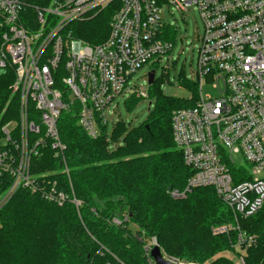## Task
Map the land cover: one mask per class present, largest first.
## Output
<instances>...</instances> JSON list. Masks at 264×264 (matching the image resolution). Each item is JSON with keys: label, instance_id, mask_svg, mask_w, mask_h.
I'll return each instance as SVG.
<instances>
[{"label": "built area", "instance_id": "built-area-1", "mask_svg": "<svg viewBox=\"0 0 264 264\" xmlns=\"http://www.w3.org/2000/svg\"><path fill=\"white\" fill-rule=\"evenodd\" d=\"M0 0V73L10 72L18 107L0 115V210L19 189L62 207L74 197L34 174V159L51 147L64 164L58 120L65 105L54 77L78 107V126L91 139L107 127L117 98L134 94L128 82L147 64L172 50L166 11L196 10L203 24L198 42L197 83L192 104L172 114L173 142L192 172L181 199L195 188H211L234 217V225L211 229L214 236L237 231L238 264L257 237L240 231L264 204V0ZM111 9L107 38L78 39L75 25ZM207 84L215 95L202 93ZM140 97H144L139 94ZM5 115L8 119H4ZM113 223L119 225L118 220ZM145 255L157 245L151 240ZM149 264H154L151 257ZM177 263V262H176Z\"/></svg>", "mask_w": 264, "mask_h": 264}, {"label": "trees", "instance_id": "trees-1", "mask_svg": "<svg viewBox=\"0 0 264 264\" xmlns=\"http://www.w3.org/2000/svg\"><path fill=\"white\" fill-rule=\"evenodd\" d=\"M40 5L36 0H27ZM111 9L75 25L78 39L94 45L109 33ZM167 40L174 30L166 28ZM63 73L60 68L58 75ZM62 92L65 109L58 120L68 174L61 158L50 146L34 159V174H47L68 198L62 207L46 202L38 194L19 189L0 210V264H149L144 247L154 239L162 254L187 264H233L221 253L230 252L237 231L214 236L211 229L233 224L230 209L211 188H195L181 199L171 191L184 192L192 175L173 142L172 114L191 106L163 96L155 82L148 97L155 104L143 124L127 129L114 126L113 137L123 136V145L110 148L106 127L101 135L89 138L78 126V107ZM10 72L0 74V115L18 107L10 92ZM194 94V83L185 84ZM131 103L136 102L132 94ZM4 119H8L5 115ZM118 220L119 225L113 223ZM240 231L257 237L247 250L245 264H264V204L255 215L238 219ZM129 224L136 226L133 232Z\"/></svg>", "mask_w": 264, "mask_h": 264}, {"label": "rangeland", "instance_id": "rangeland-1", "mask_svg": "<svg viewBox=\"0 0 264 264\" xmlns=\"http://www.w3.org/2000/svg\"><path fill=\"white\" fill-rule=\"evenodd\" d=\"M163 18L166 21V28L174 30L172 50L169 54L164 55L158 63L147 64L132 75L128 85L139 100L130 104L132 94L128 92L117 98L115 104L110 108L106 127V139L110 148L123 145V136L120 138L112 136L116 124H123L128 130L137 128L147 119L148 110H153L155 98L147 96L150 90V86L147 84V74L149 72L154 71V82L163 96L181 102H189L193 98L191 90L185 84L188 82L197 83L195 77L198 42L203 34L202 21L196 10L178 12L171 9L170 12L166 11L164 13ZM202 93L204 95H215V92L205 83L202 85ZM139 94L144 97H140ZM69 101L72 102L73 99L69 98ZM129 228L133 232L137 230L133 224H129ZM146 243V246L152 244L149 240H146ZM163 257L175 264H187L184 262L176 263V260L165 255ZM219 257H224L233 264H238L239 254L235 249L231 253H221Z\"/></svg>", "mask_w": 264, "mask_h": 264}, {"label": "water", "instance_id": "water-1", "mask_svg": "<svg viewBox=\"0 0 264 264\" xmlns=\"http://www.w3.org/2000/svg\"><path fill=\"white\" fill-rule=\"evenodd\" d=\"M154 74V71H151L147 74L148 86H151L154 83ZM150 257L153 260L154 264H175L163 257L162 251L160 250L158 245L153 246V248L150 250Z\"/></svg>", "mask_w": 264, "mask_h": 264}]
</instances>
